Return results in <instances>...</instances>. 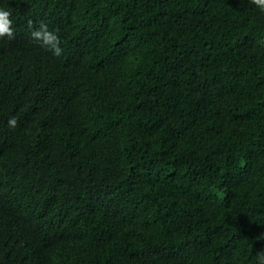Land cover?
I'll list each match as a JSON object with an SVG mask.
<instances>
[{
	"label": "trees",
	"instance_id": "obj_1",
	"mask_svg": "<svg viewBox=\"0 0 264 264\" xmlns=\"http://www.w3.org/2000/svg\"><path fill=\"white\" fill-rule=\"evenodd\" d=\"M0 9L14 32L0 38V264H260L264 11L250 0ZM28 20L56 32L61 55Z\"/></svg>",
	"mask_w": 264,
	"mask_h": 264
},
{
	"label": "clouds",
	"instance_id": "obj_2",
	"mask_svg": "<svg viewBox=\"0 0 264 264\" xmlns=\"http://www.w3.org/2000/svg\"><path fill=\"white\" fill-rule=\"evenodd\" d=\"M250 3L264 11V0H250ZM11 12L0 9V38L7 36L9 39L14 38L12 20L10 19ZM33 22L28 20L29 29H32ZM31 38L41 43L42 46L53 51L56 56L61 55L62 49L59 47L60 40L55 31L48 29V26L43 21L40 22L39 28L31 30ZM17 126L16 118L8 120V127L15 128ZM257 257L260 264H264V249L257 252Z\"/></svg>",
	"mask_w": 264,
	"mask_h": 264
}]
</instances>
